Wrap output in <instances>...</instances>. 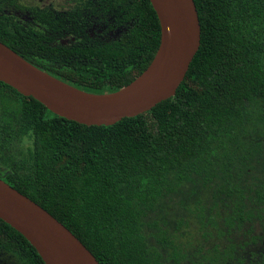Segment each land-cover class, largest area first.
I'll use <instances>...</instances> for the list:
<instances>
[{"label":"trees","instance_id":"trees-1","mask_svg":"<svg viewBox=\"0 0 264 264\" xmlns=\"http://www.w3.org/2000/svg\"><path fill=\"white\" fill-rule=\"evenodd\" d=\"M8 1L28 20L0 11V41L86 91L113 92L129 84L159 44L149 0H63L59 9ZM194 2L200 44L183 80L173 96L136 116L82 124L0 81V178L63 223L100 264H165L164 257L173 264H225L235 257L234 243L202 255L200 248L182 253L157 222L144 220L192 172L206 181L217 178L218 191L231 198L228 230L242 229L264 202V178L247 181L244 168L258 144L242 140L252 121L264 123V0ZM109 19L103 32L91 35ZM113 27L118 35L105 36ZM149 227L157 228L156 245L147 240ZM248 243L237 246L241 253ZM0 253L19 264H45L1 218Z\"/></svg>","mask_w":264,"mask_h":264},{"label":"water","instance_id":"water-1","mask_svg":"<svg viewBox=\"0 0 264 264\" xmlns=\"http://www.w3.org/2000/svg\"><path fill=\"white\" fill-rule=\"evenodd\" d=\"M159 21V44L146 69L129 84L95 93L63 81L0 41V81L32 96L52 113L86 125H111L174 95L200 44L194 0H149ZM0 218L20 232L45 264H100L91 251L41 205L0 178Z\"/></svg>","mask_w":264,"mask_h":264},{"label":"rangeland","instance_id":"rangeland-1","mask_svg":"<svg viewBox=\"0 0 264 264\" xmlns=\"http://www.w3.org/2000/svg\"><path fill=\"white\" fill-rule=\"evenodd\" d=\"M36 1L54 9H59L63 3V0H17V4L23 5L26 2L35 3ZM0 11L7 14L12 13L23 21L28 20L27 13L16 8L8 0H0ZM108 23H111L110 19L106 23L100 20L90 32L91 35L103 32ZM118 33L119 29L113 27L107 30L105 36L114 38ZM242 140H248L252 145L258 144L259 149L253 152L248 166L244 167L248 168L245 173L247 181L258 184L264 178L262 166L264 163V123L252 121L248 127V134L243 136ZM218 184L217 178L206 181L203 176L192 172L189 180L179 185L175 191L163 194L154 208L148 211L144 220L147 223L157 222L159 230L164 233L167 240L176 245L182 253L191 255L200 248V255H202L204 251L213 246H217L220 251L228 244L234 243L237 248L234 251L235 257L228 258L225 264H258L257 260L263 263L264 219H260L257 214L264 217V202L256 207L261 210L258 213L255 209V216L251 222L245 223L240 230H236V227L228 230L225 216L232 206V201L231 198L218 191ZM148 229L150 234L147 235V240L150 244L156 245L152 235L157 232V228L149 227ZM205 232H209L207 236L204 235ZM253 236H258L256 243L251 241ZM248 241L251 243H248L247 251L241 253V249L237 246ZM159 249L163 253L166 251L164 247H159ZM238 258H241L240 262ZM163 259L165 264H173L166 261L165 257ZM0 264L19 263L14 256L0 253Z\"/></svg>","mask_w":264,"mask_h":264}]
</instances>
